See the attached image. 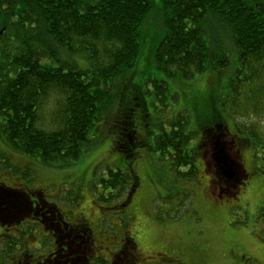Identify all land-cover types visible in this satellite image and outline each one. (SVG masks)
<instances>
[{
	"label": "rangeland",
	"instance_id": "1",
	"mask_svg": "<svg viewBox=\"0 0 264 264\" xmlns=\"http://www.w3.org/2000/svg\"><path fill=\"white\" fill-rule=\"evenodd\" d=\"M165 1L170 0H150L152 8L139 29L137 61L113 79L112 104L102 113L104 121L99 129L89 132L88 151L78 160L44 164L11 152L0 139V190L16 194L15 208L4 211L5 215L15 214L32 222L37 213L33 217L44 223L43 229L25 224L15 230V224H8L12 221L0 219V233L13 234L21 243L4 255V243L0 242V264L41 262L40 255L51 249L46 238L50 233L58 239L56 264H99L96 260L107 264H264V158L250 145L235 147L236 136L246 139L247 135L237 131L227 116L228 107L220 118L224 124L210 128L213 119L219 120L215 118L217 111L221 113L218 105L229 100L237 51L223 29H211L204 39L211 55L228 57L227 68L206 70L192 79L166 77L157 69L154 57ZM81 58L78 54L74 60L85 68L87 63ZM160 80L167 87L164 102L157 100L154 92L153 81ZM136 87L141 105L128 112L127 120L140 132L138 137L145 146L133 150L132 159L115 151L112 143L122 117L119 99ZM179 115L184 117L187 131L199 133L190 142L195 156L194 181L178 175L168 160L157 159L152 150L162 123ZM163 127L167 129L165 124ZM221 150L226 163L233 165L234 178L226 184L225 194L216 197L211 195L218 182L214 178L226 179L218 168ZM5 155L8 160L2 163ZM108 169L136 177L128 205L120 212L97 198L103 192L98 181L105 178ZM179 171L185 173L186 169ZM26 175L31 176L29 182L23 179ZM70 192L79 197L76 203L69 201ZM35 201L39 208L33 207ZM62 221L72 227H63ZM7 227L11 228L8 232ZM86 227L88 233L83 230ZM21 230L33 236L20 239ZM39 236L44 237L41 242Z\"/></svg>",
	"mask_w": 264,
	"mask_h": 264
},
{
	"label": "trees",
	"instance_id": "2",
	"mask_svg": "<svg viewBox=\"0 0 264 264\" xmlns=\"http://www.w3.org/2000/svg\"><path fill=\"white\" fill-rule=\"evenodd\" d=\"M151 8L150 0H0V139L7 148L50 165L71 163L88 151L89 132L99 129L104 121L102 113L112 104L113 79L137 61L141 46L139 29ZM160 28L154 55L156 67L166 77L180 79L227 68L228 57L223 53L211 55L204 39L211 29L225 31L237 51L236 64L229 82V100L218 105L221 113L217 111L215 118L219 120L213 119L210 128L213 124L223 125L220 118L228 101L234 103L251 78L249 62L254 57L264 60V0L165 1ZM112 38L121 41L122 46L115 50L102 47ZM105 53L110 59L102 62L99 58ZM78 54L87 63L85 68L74 60ZM52 85L59 86L64 100L58 112L59 127L45 133L36 128L37 109ZM153 85L157 100L164 102L166 83L153 81ZM139 91L136 87L119 99L122 117L112 143L115 151L132 159L133 150L145 146L138 137L140 132L127 120L128 112L141 105ZM237 131L247 136L245 139L237 135L239 143L235 141V147L250 145L264 158V144L253 142L247 130L238 127ZM198 134L187 131L184 117L179 115L162 123L152 150L157 159L168 160L178 175L194 181L195 156L190 142ZM7 160L5 155L2 163ZM181 168L186 172L181 173ZM30 177L23 179L29 182ZM135 178L120 169H108L105 178L98 181L103 192L97 198L114 211L126 209ZM78 199L72 193L69 201L76 203ZM61 225L72 227L68 221ZM83 230L88 233L89 229ZM29 236L33 235L21 230L18 237ZM1 242L4 255L21 247L15 235ZM96 261L107 264L104 260Z\"/></svg>",
	"mask_w": 264,
	"mask_h": 264
},
{
	"label": "clouds",
	"instance_id": "3",
	"mask_svg": "<svg viewBox=\"0 0 264 264\" xmlns=\"http://www.w3.org/2000/svg\"><path fill=\"white\" fill-rule=\"evenodd\" d=\"M122 46L116 38L105 41L102 47L115 50ZM107 62L110 57L105 53L99 58ZM248 70L251 78L245 91L235 100L228 101V115L239 128L247 130L253 142L264 144V60L253 58ZM64 93L59 86L52 85L46 96L42 98L37 109L36 128L50 133L59 127L58 112L63 104Z\"/></svg>",
	"mask_w": 264,
	"mask_h": 264
},
{
	"label": "flooded vegetation",
	"instance_id": "4",
	"mask_svg": "<svg viewBox=\"0 0 264 264\" xmlns=\"http://www.w3.org/2000/svg\"><path fill=\"white\" fill-rule=\"evenodd\" d=\"M219 167L221 168V166L219 165ZM236 179V177H235ZM240 179H238L237 181H239ZM215 181H218V182H215ZM214 182H215V189L212 191L211 195H215L216 197L220 196L221 193L222 194H225L224 192L227 191L226 189V184H228V181H226L225 179H223V177H216L214 178ZM224 185H223V184ZM10 192V193H9ZM40 194H41V191H38ZM38 193V195H40ZM16 194L12 193V190H0V219L1 220H7V221H12L13 223H8V224H15L16 226L12 228H14L15 230H18L19 227L23 224H27L29 226H37L38 228H42L43 229V226H44V223L42 222L41 219H38L37 217H33V216H36L37 213H34V215H32V222H26V221H22L21 220V216H18V215H5L4 211H8V209H12V208H15V199H16ZM42 195V194H41ZM39 198L37 197V200ZM34 208L38 207L39 208V205L38 203L35 201L34 202V205H33ZM3 210V212H2ZM39 210V209H38ZM40 210H42V208H40ZM55 210V214L57 215L58 217V208L55 206L54 208ZM11 228H8L7 227V230H5L6 232H8ZM1 239L0 241L4 240L5 238L7 237H13L14 235L13 234H6V236L3 234L0 235ZM2 236H5V237H2ZM42 238L44 237H40V242L42 240ZM48 240H49V245L51 247L50 250H47L45 251L43 254L40 255V257H43V259L41 260V262L37 263V264H43V263H48V264H56L55 262H57V259H58V239H57V236L54 234V233H50V235L47 237ZM123 246V244L121 245Z\"/></svg>",
	"mask_w": 264,
	"mask_h": 264
},
{
	"label": "water",
	"instance_id": "5",
	"mask_svg": "<svg viewBox=\"0 0 264 264\" xmlns=\"http://www.w3.org/2000/svg\"><path fill=\"white\" fill-rule=\"evenodd\" d=\"M220 162L222 161V159L219 160ZM225 166V165H224ZM224 177L227 179V180H232L234 178V174L231 170V167L229 169H226L224 170L223 174Z\"/></svg>",
	"mask_w": 264,
	"mask_h": 264
}]
</instances>
